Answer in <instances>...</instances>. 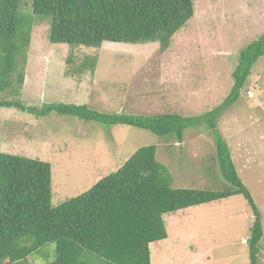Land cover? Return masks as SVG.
I'll use <instances>...</instances> for the list:
<instances>
[{"label":"rangeland","instance_id":"rangeland-1","mask_svg":"<svg viewBox=\"0 0 264 264\" xmlns=\"http://www.w3.org/2000/svg\"><path fill=\"white\" fill-rule=\"evenodd\" d=\"M193 4L192 18L164 51L158 42L71 47L52 38L48 19L33 16L20 101L37 108L64 102L144 116L212 110L230 92L240 50L264 33V0ZM31 10L29 3L22 5V12ZM87 57L96 58L93 69L87 64L79 72ZM246 84L216 117V131L232 146L237 173L259 210L258 264H264V57L253 64ZM0 86V98L16 99L10 86L1 81ZM147 145L156 146V159L168 169L173 187H230L219 171L213 131L204 122L187 128L179 142L174 135L127 125L0 107V150L50 163L53 206L87 191ZM163 220L167 238L149 245L151 264H250L246 241L254 215L241 194L166 213ZM46 248L47 255L29 263L48 264L55 246L44 247L45 253Z\"/></svg>","mask_w":264,"mask_h":264},{"label":"trees","instance_id":"trees-1","mask_svg":"<svg viewBox=\"0 0 264 264\" xmlns=\"http://www.w3.org/2000/svg\"><path fill=\"white\" fill-rule=\"evenodd\" d=\"M27 3L31 13L22 12ZM193 14V0H0V81L16 95L15 100L0 98V107L40 117L56 113L104 126L127 125L157 136L174 135L179 142L187 128L204 122L213 131L221 176L231 187H173L168 169L156 159V146L147 145L87 191L53 206L50 163L0 150V264H30L47 255L43 248L50 244L55 248L48 264H151L149 245L167 238L164 214L238 194L254 215L246 242L250 264H258L263 237L259 210L216 131V117L246 90L253 64L264 57V33L240 50L232 87L221 104L200 115L107 113L64 102H44L37 108L19 99L33 16L48 19L52 38L71 47L158 42L164 51ZM95 59L85 58L77 70L87 64L92 70Z\"/></svg>","mask_w":264,"mask_h":264},{"label":"crops","instance_id":"crops-1","mask_svg":"<svg viewBox=\"0 0 264 264\" xmlns=\"http://www.w3.org/2000/svg\"><path fill=\"white\" fill-rule=\"evenodd\" d=\"M228 144H229L228 146H229V148H230V151H231V147H232V146L230 145V143H228ZM232 160H233V158H232ZM233 162H234V161H233Z\"/></svg>","mask_w":264,"mask_h":264},{"label":"clouds","instance_id":"clouds-1","mask_svg":"<svg viewBox=\"0 0 264 264\" xmlns=\"http://www.w3.org/2000/svg\"><path fill=\"white\" fill-rule=\"evenodd\" d=\"M2 108V107H1ZM11 108H14V107H11ZM16 109V108H15ZM18 110V109H17ZM176 212V211H175Z\"/></svg>","mask_w":264,"mask_h":264},{"label":"bare ground","instance_id":"bare-ground-1","mask_svg":"<svg viewBox=\"0 0 264 264\" xmlns=\"http://www.w3.org/2000/svg\"><path fill=\"white\" fill-rule=\"evenodd\" d=\"M242 185V184H241ZM231 188V187H230Z\"/></svg>","mask_w":264,"mask_h":264}]
</instances>
